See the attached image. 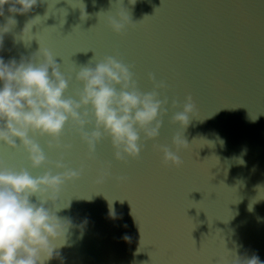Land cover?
Segmentation results:
<instances>
[{"label":"water","instance_id":"water-1","mask_svg":"<svg viewBox=\"0 0 264 264\" xmlns=\"http://www.w3.org/2000/svg\"><path fill=\"white\" fill-rule=\"evenodd\" d=\"M83 7L87 18L81 20ZM121 7L135 26L118 35L105 20ZM37 16L29 45L14 43V34ZM15 19L0 56L27 58L41 44L69 79L66 96L80 87L74 76L80 66L113 56L130 66L140 91L152 90L150 75L163 82L160 98L168 101L158 137H141L139 158L127 163L114 159L108 139L89 160L86 146L67 129L61 139L71 145L66 152L49 151L48 141L38 138L49 161L62 156L67 170L84 167L61 189L59 204L70 207L58 215L76 224L87 218L88 225L82 237L73 229L59 250L62 262L48 264H215L224 244L264 261V199L249 211L258 186L264 187V0H137L134 6L127 0H42ZM188 97L194 113L183 130L172 116ZM178 133L189 148L178 153L180 168L165 167L154 145L175 151ZM0 158L28 168L22 151L0 148ZM105 167L110 177L98 185ZM46 170L55 172L46 166L33 175Z\"/></svg>","mask_w":264,"mask_h":264},{"label":"clouds","instance_id":"clouds-1","mask_svg":"<svg viewBox=\"0 0 264 264\" xmlns=\"http://www.w3.org/2000/svg\"><path fill=\"white\" fill-rule=\"evenodd\" d=\"M41 2L0 0V18L4 21L0 23V51L4 49L5 37L13 33L17 25L15 16L29 14ZM121 2L123 4V0ZM127 2L134 6L137 0ZM38 18L29 19L22 30L14 34V43L29 45ZM80 18H87L84 7ZM105 24L118 35L135 26L125 7L107 17ZM74 76L80 87L74 97H68L69 79L55 57L41 44L38 51L27 58L21 56L19 60L5 61L0 56V148L22 151L28 162V168L17 167L0 158V264H48L53 259L62 262L59 250L68 245L73 229L82 237L88 225L87 218L76 224L72 218L58 215L62 209L70 207L69 203L60 206L61 189L65 183L79 178L83 165L73 171L65 168L62 156L55 163L49 161L38 138L48 141L49 151L66 152L71 145L62 144L61 139L67 129L86 146L89 160L94 159L96 146L108 139L114 159L127 163L139 158L141 137L150 141L159 135L168 104L167 98H160L165 89L163 82L156 83L150 75L152 90L140 91L130 66L113 56L104 57L94 66H80ZM177 107L173 101L172 108ZM193 113L194 105L188 97L182 110L172 116V123L184 130ZM172 146L175 151L166 146L154 145V148L162 152L163 166L180 168L182 161L178 153L186 151L189 144L183 134L178 133L172 138ZM46 166L55 172L46 170L33 175V171ZM109 177V169L102 168L96 183L102 185ZM124 180L118 178V182ZM262 191L264 187L258 186L249 211L253 204L264 199L260 196ZM108 215L116 219L111 205ZM124 239L130 240L127 236ZM142 244L140 239L137 252L141 251ZM224 248L215 264H264L255 254L241 256L227 249L225 244Z\"/></svg>","mask_w":264,"mask_h":264}]
</instances>
